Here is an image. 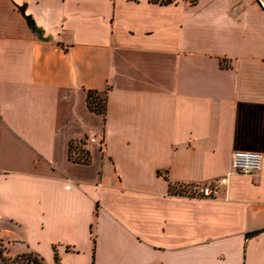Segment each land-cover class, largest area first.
<instances>
[{
	"label": "crops",
	"instance_id": "obj_1",
	"mask_svg": "<svg viewBox=\"0 0 264 264\" xmlns=\"http://www.w3.org/2000/svg\"><path fill=\"white\" fill-rule=\"evenodd\" d=\"M79 140L89 163L69 158ZM235 151L261 169L235 172ZM0 246L47 264L54 247L60 264H264L260 5L0 0Z\"/></svg>",
	"mask_w": 264,
	"mask_h": 264
},
{
	"label": "trees",
	"instance_id": "obj_2",
	"mask_svg": "<svg viewBox=\"0 0 264 264\" xmlns=\"http://www.w3.org/2000/svg\"><path fill=\"white\" fill-rule=\"evenodd\" d=\"M153 3L159 4H170L175 2L176 0H150ZM193 4L197 2V0H191ZM20 10L23 12L29 26L32 28L34 32L37 34H41L42 30L37 26L35 20L32 16L25 14L24 9L21 7ZM87 104L91 111L96 112L105 116L107 110V92L105 91H94L90 90L87 95ZM85 141H71L69 144V158L72 161L80 162V163H89L91 161L90 152L84 147ZM171 190H174V186L171 185ZM194 188H190L189 190H193ZM180 189L178 192H182ZM55 251V261L57 264H60V256L56 247H54ZM0 264H47L43 256L39 255L34 251H28L21 254H18L14 257L8 256L6 254V250L4 246H0Z\"/></svg>",
	"mask_w": 264,
	"mask_h": 264
},
{
	"label": "built area",
	"instance_id": "obj_3",
	"mask_svg": "<svg viewBox=\"0 0 264 264\" xmlns=\"http://www.w3.org/2000/svg\"><path fill=\"white\" fill-rule=\"evenodd\" d=\"M256 1L262 10L264 11V0H254ZM263 163V155L255 151H235L232 154V168L235 172L242 174H254L258 172ZM228 176L220 177L214 179L213 181L203 184L197 187L198 194L202 197H215L219 189L228 184Z\"/></svg>",
	"mask_w": 264,
	"mask_h": 264
}]
</instances>
